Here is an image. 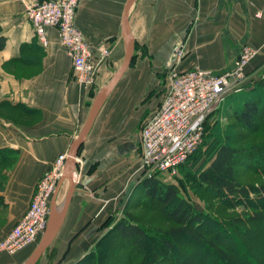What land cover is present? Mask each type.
<instances>
[{
  "label": "crops",
  "instance_id": "crops-1",
  "mask_svg": "<svg viewBox=\"0 0 264 264\" xmlns=\"http://www.w3.org/2000/svg\"><path fill=\"white\" fill-rule=\"evenodd\" d=\"M127 2L79 0L76 21L94 54L99 57L102 47L109 51L99 67V86L125 59ZM263 9L264 0H135L129 11V32L139 53L135 76L123 75L80 147L83 163L75 170L80 169L81 181H59L51 207L62 218L61 226L38 264L62 247L64 262L74 260L80 246L89 244L83 232L71 240L75 231L91 229L97 222L92 217L114 210L117 203L123 208L135 179L129 168L142 155V127L157 111L162 72L172 64L179 70L199 65L220 74L232 69L243 45L250 44L258 49L249 66L251 79L227 95L220 111L231 115L232 105L257 96L253 89L264 83V13L258 15ZM47 38L44 46L22 0H0V240L27 211L52 161L70 151L90 110L91 91L76 82L55 27L47 28ZM177 45L186 51L179 62L173 56ZM34 249L1 253L0 264H26Z\"/></svg>",
  "mask_w": 264,
  "mask_h": 264
},
{
  "label": "trees",
  "instance_id": "trees-1",
  "mask_svg": "<svg viewBox=\"0 0 264 264\" xmlns=\"http://www.w3.org/2000/svg\"><path fill=\"white\" fill-rule=\"evenodd\" d=\"M262 89L264 92L263 82L253 89L252 93L257 96L250 95L238 106L232 105L231 115L246 131L243 134L255 133L264 125V94L259 93ZM218 129L208 126L206 120L203 143L187 162L179 166L175 177L178 178L183 170L189 177L193 173L198 185L217 196L222 206L241 205L242 213L236 212L226 223L221 222L219 218L198 210L181 192L179 184L167 182L155 173L143 179L133 190L132 194L138 193L133 205L140 203L160 211L171 225L165 229L148 230L127 206L132 200L130 194L124 216L115 223L109 216L99 227L101 230L114 224L101 238L100 249H91L78 260L65 264H264V183L260 187L250 183L258 195L252 198L250 188L238 179V165L264 176V144L241 147L233 142L230 134L223 137L225 133L220 134ZM195 164L196 173L190 171ZM114 235L122 240L119 243L122 253L116 255L106 248L110 242H115ZM178 246L183 247L181 251H176ZM239 247L243 249V257Z\"/></svg>",
  "mask_w": 264,
  "mask_h": 264
},
{
  "label": "built area",
  "instance_id": "built-area-1",
  "mask_svg": "<svg viewBox=\"0 0 264 264\" xmlns=\"http://www.w3.org/2000/svg\"><path fill=\"white\" fill-rule=\"evenodd\" d=\"M40 42L48 45L47 28L55 27L61 44L69 54L76 82L81 88L95 85L98 69L109 56L101 48L99 57L93 52L76 16L79 0H22ZM263 11L258 15H262ZM183 45L173 49L174 61L185 56ZM258 49L250 44L241 48L235 66L217 74L196 65L179 70L172 64L168 74V89L160 107L142 127L141 169L152 176L156 172L175 176L181 164L197 151L204 140L207 115L222 103L232 91H239L251 79L249 66ZM68 152L59 154L38 181L27 211L17 224L0 240V254L10 255L36 245L49 221L51 200L63 178ZM76 163L82 158L77 156ZM73 178H79L76 169Z\"/></svg>",
  "mask_w": 264,
  "mask_h": 264
},
{
  "label": "rangeland",
  "instance_id": "rangeland-1",
  "mask_svg": "<svg viewBox=\"0 0 264 264\" xmlns=\"http://www.w3.org/2000/svg\"><path fill=\"white\" fill-rule=\"evenodd\" d=\"M142 54L145 56H149L146 54L147 51L142 49ZM139 53H136V48H135V54L133 56L130 68L127 69V72H125L124 77L127 76H135V66L134 63L137 60ZM119 69V67L113 72V74H111V76L107 77L105 79V81L102 83V86L97 85V80L99 79L98 76L100 74V69H98L97 72V77L95 80V85L89 86L87 88H82L85 89V91H91L90 92V98H91V102L89 103L91 106V103L94 99V97L96 96V94L108 83V81L111 79V77L114 75V73ZM171 69V67H170ZM169 70L162 72V78H163V83L161 86V97L159 99V102H161L162 98L164 97V95L167 92L168 89V74H169ZM132 71H134V74H131ZM74 72V70H73ZM101 85V84H100ZM94 88V89H93ZM81 100H85V98H81ZM219 103L217 104L215 107H213V109L210 111V113L207 115V119L208 120V126H210L211 128L214 127V129L217 131V128L219 130V133L221 134V132L225 133L223 135V137H225L227 134H230L232 136L233 142L238 145V146H248V145H255V144H259L263 145L264 144V125L261 127V129H259L257 132L255 133H247V134H243L246 133V131L242 128H240L237 124H236V120L235 118L230 115L229 113H225L222 111H220L221 105L223 104ZM81 104V103H80ZM158 106V105H157ZM220 111V112H219ZM227 116V118L225 117ZM236 124V125H235ZM222 130V131H221ZM142 132V130H141ZM54 161V160H53ZM82 163H83V159H82ZM81 163V164H82ZM141 164H142V160L141 158L139 159V161L137 162V165L135 163V165L133 167L129 168V176L131 178L134 179V184L133 186H131L130 188V194H132L133 190L137 187V185L140 184V182L145 179L147 176V172L144 171L143 169H141ZM197 164L193 165L190 167V171L192 172H197L198 169H196ZM46 171V170H45ZM79 172V176H80V169H78ZM186 170H183L182 172H180V177H172L168 174L165 173H159L156 172L162 179H164L167 182H172V183H176L179 184L181 187V192L183 194H185L186 196H188L191 201L194 203L195 207L200 210V211H204L209 213V215L211 217L214 218H219V220L221 222L226 223L227 220L233 218L234 214L237 213H242V207L241 205L238 206H233V208H228L225 206H222L220 203V200L217 198V196H215L214 194H212L211 192L208 191H204L197 183L195 176L192 175L189 177L185 174ZM45 173V172H44ZM43 173V174H44ZM43 176V175H42ZM41 176V177H42ZM41 179V178H40ZM39 179V180H40ZM238 179L245 184L247 187L250 188L251 192H250V197H255L258 196L257 192L253 191L250 187V183H254L253 185L258 186L259 187L262 185V183H264V176L252 172L251 170L247 169V168H243L242 165L239 166L238 165ZM76 180V179H75ZM77 180H80L79 178H77ZM38 183V182H37ZM37 186V185H36ZM36 189V188H35ZM137 194L138 193H134L131 196L130 202H128L129 208L132 210V214L134 215L135 219L141 223L142 225H145L146 228L148 230H158V229H165L167 227H169L171 225V223L163 216V214L160 211H157L155 209H153L152 207H147L145 205H141L140 203L138 205H133L134 200L137 198ZM129 196V194H128ZM128 196H125L124 201L122 200V202H124L123 208H121L120 204L117 203V205H114V210H111L110 212L106 213V214H96L94 215L92 218L96 219L97 222H95L96 224L92 223V218L90 219L91 223L93 224V227H91V229H86V230H77L75 231V234L73 235V237L71 238V240H75L81 232L85 233V234H89L88 235V240H89V244L87 245H83L80 246L79 251L81 252L74 260H78L79 258L83 257V255L86 254V252H88L89 250H99L100 249V245H102L103 243H101V238L106 235V233H109L111 228L113 227V223H115V221L119 218H121L122 216H124L125 213V204L126 201L128 200ZM249 197V198H250ZM264 197V195H263ZM31 202V201H30ZM30 205V204H29ZM29 207V206H28ZM112 216L113 217V223H111L108 226H105V228H102L101 230L99 229V227L103 224V222L109 217ZM19 221V220H18ZM17 223H15L16 225ZM113 224V225H112ZM14 225V226H15ZM13 226V227H14ZM98 226V227H97ZM12 227V228H13ZM11 228V229H12ZM115 237V242H110V245L107 248L108 251L111 252V254H120L122 252H120L119 250V243H121V238L117 237V235H114ZM85 241V240H84ZM100 241V242H99ZM152 241V240H150ZM243 243V245H246L244 240H241ZM53 243V242H52ZM51 246V245H50ZM49 246V247H50ZM36 247V246H35ZM48 247V248H49ZM59 248V250L57 248L52 249L48 254H46L44 261L40 264H59L62 262V264H65L64 262V258L65 254H63V249ZM69 248V246L67 247ZM104 248V247H103ZM183 247L178 246L176 251H181ZM240 249V256L243 257L242 255H245L243 252V249ZM202 250V249H201ZM211 255H214V251L213 250H209ZM257 257V255H254ZM47 261V262H46ZM69 261V260H66ZM67 264V263H66ZM123 264V262L121 263Z\"/></svg>",
  "mask_w": 264,
  "mask_h": 264
},
{
  "label": "water",
  "instance_id": "water-1",
  "mask_svg": "<svg viewBox=\"0 0 264 264\" xmlns=\"http://www.w3.org/2000/svg\"><path fill=\"white\" fill-rule=\"evenodd\" d=\"M135 0H128L125 11H124V16H123V35L124 38L128 44L127 47V52L125 59L122 63V65L119 67V69L114 73V75L111 77V79L108 81V83L96 94L94 97L88 117L81 129V132L78 136V138L74 141V143L71 146L70 151L68 152V159H67V164H66V169L64 178H70L74 180L73 178V172L75 171V167L77 165L76 163V157L79 155V149L87 139L93 124L101 111L103 105L105 104L106 100L108 99L109 95L112 93L120 79L123 77L124 73L126 70L130 67L134 52H135V42L133 37L131 36L129 32V11L133 5ZM74 189V187H73ZM72 192L70 193L69 198H71ZM61 220L56 212L54 211V208L51 207L50 210V215H49V221H48V226L42 235L40 241L36 245L29 261L26 264H36L37 261L40 259V257L43 255V253L47 250V248L52 244V242L55 240L60 226H61Z\"/></svg>",
  "mask_w": 264,
  "mask_h": 264
}]
</instances>
